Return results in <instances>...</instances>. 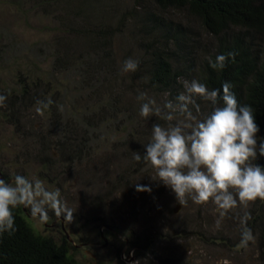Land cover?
Instances as JSON below:
<instances>
[{
	"label": "rangeland",
	"instance_id": "obj_1",
	"mask_svg": "<svg viewBox=\"0 0 264 264\" xmlns=\"http://www.w3.org/2000/svg\"><path fill=\"white\" fill-rule=\"evenodd\" d=\"M41 1L0 0V96L7 98L0 103V178L38 179L59 190L73 212L69 223L49 208L43 222L21 206L32 228L57 243L68 234L80 264H264V200L238 205L221 219L212 202L181 205L143 160L152 125L167 122L141 117L138 95L161 107L179 101L149 90L133 19L141 1ZM172 18L201 32V57L212 39L184 11ZM102 25L115 33L109 48L89 35ZM128 58L138 69L122 73ZM36 90L43 92L32 99ZM193 100L194 116L212 111L210 102ZM244 229L253 237L247 246Z\"/></svg>",
	"mask_w": 264,
	"mask_h": 264
},
{
	"label": "clouds",
	"instance_id": "obj_2",
	"mask_svg": "<svg viewBox=\"0 0 264 264\" xmlns=\"http://www.w3.org/2000/svg\"><path fill=\"white\" fill-rule=\"evenodd\" d=\"M234 56L231 52L220 54L210 60V66L222 70ZM138 64L125 59L121 71L135 72ZM184 87L178 105L169 101L161 107L143 92L137 97L142 102L141 117L155 115L167 122L166 126L153 124L151 138L144 145L143 160L156 173L152 179L170 188L181 205L188 199L195 204L212 202L221 219L238 205L264 200V166L254 163L258 156L264 157V138L257 135L260 129L252 106L239 104L228 82L222 90L209 89L197 80L185 81ZM193 97L210 102L212 111L203 118L194 116L188 107L194 104ZM6 99L0 96V103ZM177 113L182 119H177ZM174 120L177 122L172 123ZM134 159L141 161V154L136 152ZM136 190L151 191L140 185ZM20 206L43 222L48 220L49 208L58 218L69 223L73 219L59 190L49 191L42 181L15 174L10 180L0 178V235L16 231L13 210ZM252 239L250 229H244L241 244L247 246Z\"/></svg>",
	"mask_w": 264,
	"mask_h": 264
},
{
	"label": "trees",
	"instance_id": "obj_3",
	"mask_svg": "<svg viewBox=\"0 0 264 264\" xmlns=\"http://www.w3.org/2000/svg\"><path fill=\"white\" fill-rule=\"evenodd\" d=\"M140 1L142 9L139 13L138 4L133 19L142 38L140 54L146 62L149 90L161 96H179L184 92L181 80L188 76L209 89L222 90L223 83L228 82L238 103L254 109L258 134L264 138V0ZM176 11L192 17L203 34L212 39L197 59L201 32L172 18ZM89 35L94 40L101 38L98 44L109 48L107 38H114L115 33L111 26L102 25ZM229 52L235 56L224 69L210 66V60ZM26 91L23 86L19 94L24 96ZM42 92L36 90L32 99ZM255 163L264 166V157H258ZM13 213L16 231L0 235V264H80L66 236L57 243L32 228L21 206Z\"/></svg>",
	"mask_w": 264,
	"mask_h": 264
},
{
	"label": "water",
	"instance_id": "obj_4",
	"mask_svg": "<svg viewBox=\"0 0 264 264\" xmlns=\"http://www.w3.org/2000/svg\"><path fill=\"white\" fill-rule=\"evenodd\" d=\"M178 207H179V205H177ZM66 237H67V239L69 240V241H71V238L68 236V234L66 235Z\"/></svg>",
	"mask_w": 264,
	"mask_h": 264
},
{
	"label": "flooded vegetation",
	"instance_id": "obj_5",
	"mask_svg": "<svg viewBox=\"0 0 264 264\" xmlns=\"http://www.w3.org/2000/svg\"><path fill=\"white\" fill-rule=\"evenodd\" d=\"M1 177L3 178V176L1 175ZM104 241H105V243H107L108 241H107V238H104Z\"/></svg>",
	"mask_w": 264,
	"mask_h": 264
}]
</instances>
